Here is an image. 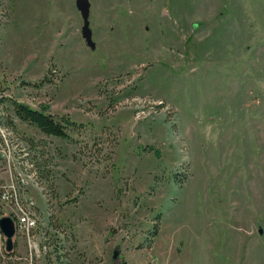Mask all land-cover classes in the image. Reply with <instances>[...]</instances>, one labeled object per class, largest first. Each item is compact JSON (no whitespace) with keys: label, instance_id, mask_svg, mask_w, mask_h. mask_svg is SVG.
Segmentation results:
<instances>
[{"label":"rangeland","instance_id":"rangeland-1","mask_svg":"<svg viewBox=\"0 0 264 264\" xmlns=\"http://www.w3.org/2000/svg\"><path fill=\"white\" fill-rule=\"evenodd\" d=\"M88 2L94 47L76 0H0V182L59 226L51 264H264V0Z\"/></svg>","mask_w":264,"mask_h":264},{"label":"built area","instance_id":"built-area-1","mask_svg":"<svg viewBox=\"0 0 264 264\" xmlns=\"http://www.w3.org/2000/svg\"><path fill=\"white\" fill-rule=\"evenodd\" d=\"M0 157L3 160L10 158L9 156L0 153ZM7 168L10 163L7 162ZM13 177V178H11ZM9 177V181L6 183L0 182V208H7L8 215L11 216L15 222L16 227V238L24 240L27 248V254L24 257H17L18 260H23L25 264H51V253L50 257H43L40 252V239H39V226H38V215L43 214L38 207V213H28V211H21L19 208V199L16 197V189L27 190V185H22L20 180L15 175ZM26 200L31 203V206H38L33 197L26 192ZM61 223V222H60ZM49 227V226H48ZM62 230L70 229L66 226H62ZM50 231V227H49ZM51 232V252H57L58 233ZM71 237V233H70ZM16 247L14 246L11 254H7L5 250V240H3L0 233V251L5 253L12 258ZM69 262V259H68Z\"/></svg>","mask_w":264,"mask_h":264},{"label":"trees","instance_id":"trees-1","mask_svg":"<svg viewBox=\"0 0 264 264\" xmlns=\"http://www.w3.org/2000/svg\"><path fill=\"white\" fill-rule=\"evenodd\" d=\"M12 107L14 117L20 119L21 121L27 124L35 126L46 136H54L69 140L70 131L72 129L81 127L80 124L71 121L68 117H57L45 113V110H34L18 102H12ZM51 221L53 225L55 223L54 227L58 229L59 226H57V223L53 222V220ZM57 250H59L58 247ZM58 261H60V258L58 259Z\"/></svg>","mask_w":264,"mask_h":264},{"label":"bare ground","instance_id":"bare-ground-1","mask_svg":"<svg viewBox=\"0 0 264 264\" xmlns=\"http://www.w3.org/2000/svg\"><path fill=\"white\" fill-rule=\"evenodd\" d=\"M0 133L2 134L1 135V137H2L1 138L2 139V144H3V146H2V153L5 156H11L12 152H11V149H9V147H8V141H7V135L8 134H7V131L4 132L3 129H0ZM31 166H28V167H31ZM32 175H34V173H32ZM15 176L17 177L18 180H20V182H21L22 185H25V182H24V180L21 177V173H18ZM16 197L19 199V208H20L21 211H28V213H38L37 207L36 206H31V203H28V201L26 200V192L23 189H16ZM41 217L42 216L38 215V226H39V229H40L39 230L40 252H42V256L45 257L47 254H50L51 244H50V239L49 238H50L51 233L45 232V231H49L48 229H46L44 231L40 227V218ZM49 227H50V231H52V232L57 231L55 228L52 227V224H50ZM60 241L57 242L58 243L57 244V247H60L59 246L60 243H61Z\"/></svg>","mask_w":264,"mask_h":264},{"label":"water","instance_id":"water-1","mask_svg":"<svg viewBox=\"0 0 264 264\" xmlns=\"http://www.w3.org/2000/svg\"><path fill=\"white\" fill-rule=\"evenodd\" d=\"M76 6L78 10L81 12L83 20L85 21L84 26L82 28L83 38L86 40L88 46L94 47L95 43L92 40V32L89 27V2L88 0H76ZM0 232L5 237V250L10 253L14 249V241L13 238L16 234V227L13 219L9 216H4L0 218ZM259 233L262 234L263 231L260 229ZM117 253V252H116ZM116 253L114 257H116Z\"/></svg>","mask_w":264,"mask_h":264},{"label":"crops","instance_id":"crops-1","mask_svg":"<svg viewBox=\"0 0 264 264\" xmlns=\"http://www.w3.org/2000/svg\"><path fill=\"white\" fill-rule=\"evenodd\" d=\"M43 1V0H42ZM41 8H43V3L41 2ZM45 4V3H44ZM17 0H15V3H14V8H13V17H14V15H15V13H16V8H17ZM46 10V9H45Z\"/></svg>","mask_w":264,"mask_h":264}]
</instances>
